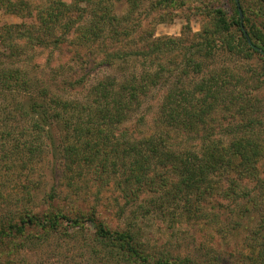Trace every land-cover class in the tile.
<instances>
[{"label":"trees","instance_id":"1","mask_svg":"<svg viewBox=\"0 0 264 264\" xmlns=\"http://www.w3.org/2000/svg\"><path fill=\"white\" fill-rule=\"evenodd\" d=\"M234 2V18L229 19L222 11H217L211 26L204 28L198 34V41L190 45L183 39L150 40L151 34L142 37L144 42L141 38L130 40L129 44L138 46L137 49L122 50L113 57L108 53L107 58L112 61L106 63L109 68L116 61H132L134 70L120 67L121 77L113 75L99 80L83 102L49 93L47 87L42 91L34 90L31 80L34 67L21 61L22 47L16 44L17 39L27 40L28 31L19 30L18 26L6 27L5 36L0 34V58L16 56L19 65H0V161H8L12 163L10 167H21L24 171L43 163L48 153L54 158L60 156L64 166L63 182L67 181L66 185L61 184L68 188L73 187L74 178L68 174L78 170L80 177L85 170L96 175L94 180L99 189L103 187L105 174H115L116 170L122 172L127 185L142 188L155 186L157 179L164 181L172 177L175 181L170 182L175 184L172 185L173 190L162 185L158 192H167L163 194L166 199L184 203L189 221L202 220L207 213H203L199 206L194 208V203L216 196H235L241 182H247L259 173L264 154L260 135L253 131L255 124L251 121L235 129L227 127V134L233 136L227 145L215 141L213 131L207 127L208 118L219 107L236 105L235 102L241 99L232 87L229 88L233 81L228 71L214 69L209 77H202L192 88L186 82L191 71L204 73L207 62L214 58L219 46H225L232 53L243 54L245 58L264 57V31L248 17L243 22L239 0ZM140 3V0L131 1L133 14ZM162 3H166V8L178 6L177 0H161L158 4ZM95 5H98V10L105 7L100 3ZM0 9L25 18L35 14L28 0H0ZM103 10L108 12L86 26L88 31H94L92 36L95 39L100 37L107 22L117 21L116 16L108 17L110 9ZM57 11L62 9H53L50 5L46 16H41L47 35L51 31L50 25L55 27L61 20ZM129 23L135 27L134 31L122 27L114 32L122 35L125 29L124 35L133 38L129 34L135 36L142 29L141 22L132 20ZM10 36H14V40L8 39ZM84 37L90 41L89 33ZM41 39L40 44H44L46 38ZM65 40L62 34L55 43ZM54 74L51 80H56L58 72ZM170 76L175 80L172 85L170 83L159 105L156 129L149 134L141 130L145 117L137 120L138 126L121 127L130 120L132 113L142 108L143 98L154 88L169 84ZM85 81L84 78L64 80L62 92L76 90ZM55 126L62 132L58 142L52 133ZM183 136L190 140L195 136L200 147L190 145L188 139L183 141L186 138ZM180 137L179 143H173ZM234 175H238L240 180L233 179ZM52 176L53 182L60 178L58 174L53 173ZM29 178L25 198L31 204L34 200L32 192L39 187L32 189L33 181ZM226 183L228 189L225 188ZM50 192L48 210L35 211V208L28 207L0 219V264H32L21 254L22 251L31 245L45 247L53 236L62 240L58 242L61 248L63 241L68 244L81 241L86 245L92 264H197L190 257L173 258L166 253L156 255L149 252L138 233L131 229H110L99 219L95 209L88 215L70 217L53 204L56 182Z\"/></svg>","mask_w":264,"mask_h":264},{"label":"rangeland","instance_id":"2","mask_svg":"<svg viewBox=\"0 0 264 264\" xmlns=\"http://www.w3.org/2000/svg\"><path fill=\"white\" fill-rule=\"evenodd\" d=\"M28 1L35 10L30 18L0 9V34L5 36V28L9 26H18L17 29L28 31V42L17 39L16 44L22 47L23 56L19 57L21 61L34 67L31 79L34 90L42 91L47 87L49 93L77 102L87 100L90 89L99 80L113 75L121 77L123 72H120V67L128 71L134 70L132 61H116L112 68L106 66V63L112 62L107 58L108 53L113 57L119 51L137 49L138 46L129 44L130 40H139L152 34L150 40L183 39L190 45L198 41V34L204 28L211 26L217 11H222L229 19L236 16L234 0H177L178 6L168 8L164 7L166 3L158 4L161 0H140L134 14L131 4L133 0ZM96 3L110 9L108 17L116 16L117 21L107 22L100 37L95 39L92 36L94 31H88L86 26L98 19L99 15L108 12L103 8L98 10ZM239 3L242 21L245 22L248 17L264 31V0H239ZM50 5L53 9L60 8L62 11H57L61 20L55 27L50 25L51 31L47 35L41 16H46ZM43 9L46 11L43 12ZM119 20L122 22L119 23ZM132 20L141 22L142 29L135 36L129 34L133 38H128L124 35L125 29L127 27L128 31H134L135 27L129 25ZM122 27L125 28L122 35L114 32L116 28L120 30ZM88 33L90 41L84 37ZM62 34L67 39L66 42L55 43L56 38ZM41 37L46 38L44 44L39 42ZM8 39L14 40V36ZM126 43L129 45L126 46ZM17 62L16 56L0 58L1 66L7 64V67H15L19 65ZM214 69H223L230 73L233 84L229 88L232 87L235 95L241 98L235 102L236 105L219 107L208 118L207 127L213 131L214 140L227 145L233 138L227 134V127L235 129L251 121L255 124L253 131L260 135L264 146V57L255 55L245 58L243 54L232 53L225 46H219L214 58L207 62L204 73L190 72L191 75L186 79L187 85L192 88L202 77H209ZM55 71L58 72L56 80H51L55 77ZM35 77L39 80L36 81ZM81 78L86 81L80 88L62 92V81ZM174 80V76H170L169 84L154 88L143 98L142 108L132 113L130 120L121 127L138 126L137 120L145 117L141 130H145L147 134L154 131L159 105ZM52 133L56 141H60V128L53 127ZM183 137H186L183 141L188 139L190 145L200 147L195 136L191 140L187 136ZM44 140L47 143L50 141L46 137ZM181 140L182 137L173 140V143ZM62 163L60 156L54 158L50 153L44 157L43 163L24 171H21V167H10L12 163L8 161H0V219L28 207L35 208V211L48 210L50 189L56 182L57 192L53 204L57 209L70 217L88 215L95 209L99 219L107 227L112 230H134L140 235L149 252L156 255L166 253L173 258L190 257L197 264H264V154L259 173L247 182H241L235 196H216L200 203L196 201L194 208L199 206L207 216L202 220L192 221L186 217L184 203L166 199L163 194L167 192H158L162 185L172 189V185H175L172 177L164 181L157 179L155 186L142 188L139 185H127L122 172L116 170L115 174H105L103 187L99 189L94 180L96 175L85 170L80 177L78 170L68 174L74 177L73 187L68 188L61 184L64 180ZM53 173L60 175L54 182ZM28 177L33 181L32 189L39 187L32 192L34 200L31 204L25 198ZM232 177L240 180L238 175ZM104 181H109V185ZM176 181L177 184L178 178ZM63 183L66 185L67 181ZM228 187L226 183L225 188ZM60 241L62 240L57 236H53L49 245L42 248L31 245L21 254L32 264L93 263L87 254L86 245L81 241L70 244L63 241L62 248L58 247Z\"/></svg>","mask_w":264,"mask_h":264},{"label":"water","instance_id":"3","mask_svg":"<svg viewBox=\"0 0 264 264\" xmlns=\"http://www.w3.org/2000/svg\"><path fill=\"white\" fill-rule=\"evenodd\" d=\"M240 14H241V17H242V12H241V10H240Z\"/></svg>","mask_w":264,"mask_h":264}]
</instances>
